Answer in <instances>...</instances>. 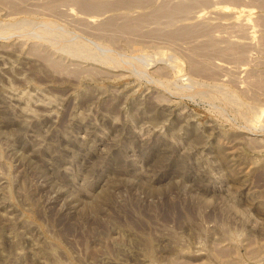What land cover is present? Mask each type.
Listing matches in <instances>:
<instances>
[{"label": "rangeland", "instance_id": "rangeland-1", "mask_svg": "<svg viewBox=\"0 0 264 264\" xmlns=\"http://www.w3.org/2000/svg\"><path fill=\"white\" fill-rule=\"evenodd\" d=\"M0 264H264V0H0Z\"/></svg>", "mask_w": 264, "mask_h": 264}]
</instances>
